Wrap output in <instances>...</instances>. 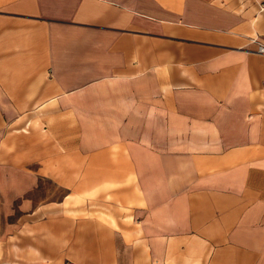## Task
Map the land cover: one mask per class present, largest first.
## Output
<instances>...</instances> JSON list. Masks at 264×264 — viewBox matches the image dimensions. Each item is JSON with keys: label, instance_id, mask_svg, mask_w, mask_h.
Returning a JSON list of instances; mask_svg holds the SVG:
<instances>
[{"label": "crops", "instance_id": "0c3cea01", "mask_svg": "<svg viewBox=\"0 0 264 264\" xmlns=\"http://www.w3.org/2000/svg\"><path fill=\"white\" fill-rule=\"evenodd\" d=\"M260 45L264 0H0V264H264Z\"/></svg>", "mask_w": 264, "mask_h": 264}, {"label": "built area", "instance_id": "2783aa9c", "mask_svg": "<svg viewBox=\"0 0 264 264\" xmlns=\"http://www.w3.org/2000/svg\"><path fill=\"white\" fill-rule=\"evenodd\" d=\"M259 53L264 55V45H260L259 47Z\"/></svg>", "mask_w": 264, "mask_h": 264}, {"label": "rangeland", "instance_id": "374dc122", "mask_svg": "<svg viewBox=\"0 0 264 264\" xmlns=\"http://www.w3.org/2000/svg\"><path fill=\"white\" fill-rule=\"evenodd\" d=\"M62 193H63V192L60 193V194H61V197H62ZM16 207H18V204H16ZM17 214H18V213H17Z\"/></svg>", "mask_w": 264, "mask_h": 264}]
</instances>
